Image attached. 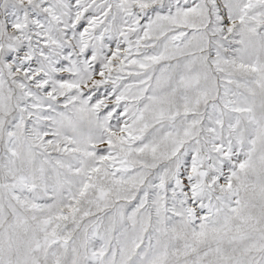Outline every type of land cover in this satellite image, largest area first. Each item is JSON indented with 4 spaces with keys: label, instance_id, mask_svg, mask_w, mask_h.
Wrapping results in <instances>:
<instances>
[{
    "label": "snow or ice",
    "instance_id": "snow-or-ice-1",
    "mask_svg": "<svg viewBox=\"0 0 264 264\" xmlns=\"http://www.w3.org/2000/svg\"><path fill=\"white\" fill-rule=\"evenodd\" d=\"M0 264H264V0H0Z\"/></svg>",
    "mask_w": 264,
    "mask_h": 264
}]
</instances>
